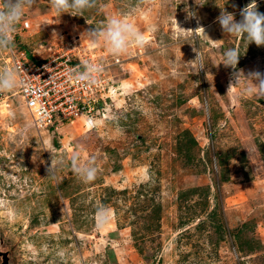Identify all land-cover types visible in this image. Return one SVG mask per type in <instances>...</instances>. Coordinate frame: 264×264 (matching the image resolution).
Here are the masks:
<instances>
[{"label": "rangeland", "instance_id": "1", "mask_svg": "<svg viewBox=\"0 0 264 264\" xmlns=\"http://www.w3.org/2000/svg\"><path fill=\"white\" fill-rule=\"evenodd\" d=\"M250 3L96 0L72 16L36 0L25 9L17 29L28 28L13 41L29 60L95 54L114 88L93 126L56 130L33 126L16 89L0 94V264H264V99L241 95L243 82L228 92L234 71L264 73V46L217 22L223 10L239 21ZM112 17L142 33L143 46L119 56L93 47L88 32ZM229 49L236 69L222 64ZM197 52L201 70L189 63ZM7 53L0 70L11 69ZM75 153L95 158L92 182L72 171ZM51 155L65 161L55 178Z\"/></svg>", "mask_w": 264, "mask_h": 264}, {"label": "clouds", "instance_id": "2", "mask_svg": "<svg viewBox=\"0 0 264 264\" xmlns=\"http://www.w3.org/2000/svg\"><path fill=\"white\" fill-rule=\"evenodd\" d=\"M48 2L57 14L71 12L72 16L82 15L84 11L96 6V0H48ZM35 3L36 0H0V53L13 50V34L24 16L25 9L32 8ZM240 17L241 19L237 21L232 13L223 10L217 17V22L224 34L242 36L248 45L254 43L257 47L264 46V14L258 11L255 0L240 11ZM197 31L205 32L203 27H198L195 32ZM88 34L93 47L102 43L107 51L115 56L127 53L133 45L143 46L145 42L143 34L135 30L133 25L116 17L110 18L103 28L93 29ZM223 55L222 64L226 68L236 69L240 57L238 50L229 49ZM189 63H197L199 70L204 68L203 56L199 52L195 60ZM102 71V65L85 60L79 70L69 73V79L85 85H96ZM232 79L234 83L229 84L228 92L243 82L245 87L241 95L249 97L255 95L264 99V73L254 71L245 76L242 71H234ZM23 85L24 81L19 78L18 70L7 68L0 70V94L11 92ZM64 164L63 159L51 155L48 175L55 178L56 171ZM70 167L83 183L92 182L98 172L95 158L81 161L79 153L73 154ZM96 216L97 227L102 228L107 222L109 209L104 207L97 209Z\"/></svg>", "mask_w": 264, "mask_h": 264}, {"label": "built area", "instance_id": "3", "mask_svg": "<svg viewBox=\"0 0 264 264\" xmlns=\"http://www.w3.org/2000/svg\"><path fill=\"white\" fill-rule=\"evenodd\" d=\"M28 28L23 22L18 31ZM8 52L7 63L11 69L19 72V78L24 85L16 88V94L25 112L29 115L33 126L49 130L57 129L63 123L81 119L88 126H93L96 117L103 112L102 105L109 97L108 93L114 86L106 77V65L97 55L89 53L55 57L36 63L29 60L23 49L16 48ZM102 65L103 71L96 85H85L69 79V73L81 68L83 61ZM119 63V57L114 58Z\"/></svg>", "mask_w": 264, "mask_h": 264}]
</instances>
